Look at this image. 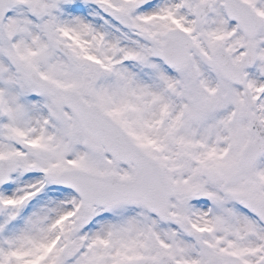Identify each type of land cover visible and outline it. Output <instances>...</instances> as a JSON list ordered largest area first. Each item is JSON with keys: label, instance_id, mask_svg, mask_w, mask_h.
<instances>
[{"label": "snow or ice", "instance_id": "snow-or-ice-1", "mask_svg": "<svg viewBox=\"0 0 264 264\" xmlns=\"http://www.w3.org/2000/svg\"><path fill=\"white\" fill-rule=\"evenodd\" d=\"M0 264H264V0H0Z\"/></svg>", "mask_w": 264, "mask_h": 264}]
</instances>
